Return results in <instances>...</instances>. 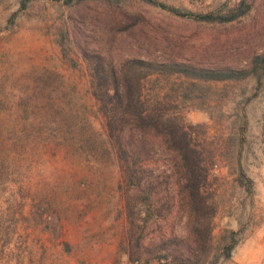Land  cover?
Listing matches in <instances>:
<instances>
[{"label": "rangeland", "instance_id": "1", "mask_svg": "<svg viewBox=\"0 0 264 264\" xmlns=\"http://www.w3.org/2000/svg\"><path fill=\"white\" fill-rule=\"evenodd\" d=\"M153 1L158 5L88 0L67 6L31 0L23 7L22 0H0V143L29 146L25 151L17 145L9 156L22 183L9 191L0 187L6 193L0 197V214L15 213L12 222L10 217L0 220V264H130L122 178L114 155L81 160L77 167L63 150L33 147L43 137L41 122L61 121L69 113L77 116L83 131L98 139L104 135L80 48H95L108 22L124 12L145 18L119 35L116 55L160 49L196 64H227L264 47V0H250L248 15L227 24H210L191 14L225 11L240 0ZM187 85L182 77L152 75L144 94L163 98L178 88L181 112L194 128V144L211 157L210 183L218 204L216 246L230 230L240 239L231 260L220 264H264L263 92L252 81L214 83L201 85L184 99L181 89ZM55 107L62 110L60 115ZM1 149L0 164L6 155ZM240 163L247 175L244 184L236 171ZM155 200L158 205L166 202V190L158 189ZM177 210L152 229L147 247L155 246L162 234L171 235Z\"/></svg>", "mask_w": 264, "mask_h": 264}, {"label": "trees", "instance_id": "2", "mask_svg": "<svg viewBox=\"0 0 264 264\" xmlns=\"http://www.w3.org/2000/svg\"><path fill=\"white\" fill-rule=\"evenodd\" d=\"M30 1L22 0L23 7ZM54 1L73 6L88 0ZM144 1L158 5L153 0ZM249 1L240 0L225 11L191 15L210 24L232 23L248 15L252 9ZM162 7L178 16L186 15L179 9ZM144 20L141 15L124 12L122 18L107 23L95 48L87 45L80 48L88 64L89 91L104 121V135L98 139L90 131H83L77 116L69 113L61 121L51 118L41 122L38 132L43 137L33 147L50 145L63 150L65 157L71 158L76 166L81 160L89 162L104 153L114 155L122 178L127 222L125 249L130 264L155 261L158 264H220L231 260L240 239L237 231L230 230L216 246L218 204L210 183L211 157H206L194 144V128L181 112L178 88L163 98L158 94L149 98L144 89L150 76L161 75L188 81L181 89L184 99H190L191 92L201 89V85L247 81H252L264 96V47L236 56L227 64H196L179 60L160 49L147 54L116 55L119 35L128 33ZM55 109L60 115L62 110ZM17 145L25 151L29 149L22 142L0 143L1 151L6 154L0 164V187L7 191L22 183L19 167L9 157L11 150L17 151ZM236 169L238 180L244 184L247 175L241 163ZM158 189L166 190L167 197L160 205L155 200ZM1 194L6 193L0 191V197ZM175 207L177 224L172 227L171 235L162 234L155 246L147 247L145 240L152 229L160 220L169 219ZM13 216L0 214V220L5 222L10 217L12 222Z\"/></svg>", "mask_w": 264, "mask_h": 264}]
</instances>
